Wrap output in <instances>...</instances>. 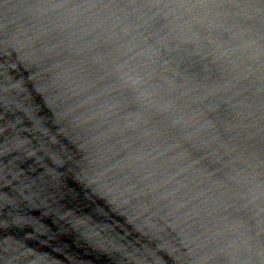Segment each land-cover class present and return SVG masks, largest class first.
<instances>
[{
  "label": "water",
  "instance_id": "95a60500",
  "mask_svg": "<svg viewBox=\"0 0 264 264\" xmlns=\"http://www.w3.org/2000/svg\"><path fill=\"white\" fill-rule=\"evenodd\" d=\"M0 264H264V0H0Z\"/></svg>",
  "mask_w": 264,
  "mask_h": 264
}]
</instances>
